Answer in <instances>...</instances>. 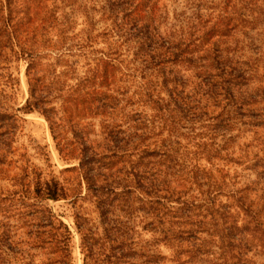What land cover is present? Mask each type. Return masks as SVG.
Listing matches in <instances>:
<instances>
[{
    "label": "trees",
    "instance_id": "1",
    "mask_svg": "<svg viewBox=\"0 0 264 264\" xmlns=\"http://www.w3.org/2000/svg\"><path fill=\"white\" fill-rule=\"evenodd\" d=\"M18 61L24 106L0 90V264H74L59 201L82 264H264V0H0V71ZM21 112L68 168L18 153Z\"/></svg>",
    "mask_w": 264,
    "mask_h": 264
},
{
    "label": "rangeland",
    "instance_id": "2",
    "mask_svg": "<svg viewBox=\"0 0 264 264\" xmlns=\"http://www.w3.org/2000/svg\"><path fill=\"white\" fill-rule=\"evenodd\" d=\"M81 3H85V0H79ZM82 8L80 11L84 13V6L81 4ZM81 20L78 22L76 30L79 31L82 26ZM105 26L99 23L97 24V33H102ZM102 46H98L97 49H101ZM1 67L7 68L5 71H0V81L2 77H5L3 81H6L9 76L17 80V85L15 91L9 90V85L6 87L4 84H0V90H5L10 98V104L15 108H21L24 106L28 98V87L25 78L26 64L24 61L13 62L8 65H2ZM19 117L22 119L21 122V133L15 144V149L18 153H27L31 163L39 168L46 169V172L53 171L56 175L69 165L65 164L59 157L55 145L51 139L48 124L42 116L38 113L33 114H23L19 113ZM45 150L49 157L51 169L47 168V164L44 162V158L37 153H42ZM5 185V184H4ZM49 207L52 212L59 216L60 219L69 227L73 235V259L74 264H82L81 255L79 251V236L74 228L72 210L70 206L65 201L50 202ZM42 258V256H40Z\"/></svg>",
    "mask_w": 264,
    "mask_h": 264
}]
</instances>
